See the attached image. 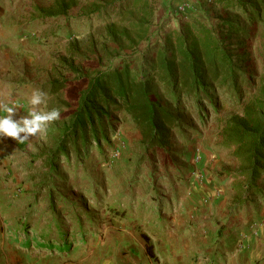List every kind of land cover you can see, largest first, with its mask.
Masks as SVG:
<instances>
[{
  "label": "rangeland",
  "instance_id": "1",
  "mask_svg": "<svg viewBox=\"0 0 264 264\" xmlns=\"http://www.w3.org/2000/svg\"><path fill=\"white\" fill-rule=\"evenodd\" d=\"M60 1L0 0V100L20 105L18 119L27 114L26 95L40 89L47 94L42 107L60 110L42 136L24 143L0 137V264H122L134 258L140 264H264V172L261 193L252 195L239 175L235 147L223 143L226 122L242 113L257 89L248 90L241 103L220 102L207 117L189 103L170 105L184 134L173 132L168 156L143 152L128 120L112 148L104 145L105 154L93 148L85 160L62 159L57 176L46 166L54 149L49 131L64 120L73 92L71 86L52 92L51 82L76 86L78 77L139 55L147 41H162L197 20L211 25L218 12L213 1L148 0L149 37L136 43L130 24L138 16L113 14L121 7L115 0H64L72 2L66 15L46 16ZM96 6L110 18L86 19ZM180 6L184 12H178ZM113 25L117 31L128 28L130 37L113 40L108 32ZM263 43L261 33L245 41L244 68L256 82L264 77ZM27 239L35 242L25 247ZM45 242L70 248L60 252L36 244Z\"/></svg>",
  "mask_w": 264,
  "mask_h": 264
},
{
  "label": "trees",
  "instance_id": "2",
  "mask_svg": "<svg viewBox=\"0 0 264 264\" xmlns=\"http://www.w3.org/2000/svg\"><path fill=\"white\" fill-rule=\"evenodd\" d=\"M211 1L218 10L215 23L197 20L185 29L168 33L161 42L147 41L139 55L122 57L121 66L97 71L92 77H78L74 80L78 87L70 83L73 81L51 82L52 92L66 86H71L73 92L64 120L49 131L54 138V149L46 159L49 174L57 176L61 160L70 163L71 155L82 161L93 148L105 154L104 145L112 148L113 138L120 135L119 128L128 120L139 133L143 152L161 151L168 156L173 148V132L184 134L182 120L170 105L179 109L189 103L199 116L207 117L211 111H218L220 102L241 103L248 90L257 89L242 113L226 122L223 143L235 147L233 156L240 162L239 175L245 179V190L252 195L261 193L258 182L264 172V77L256 82V75L244 64L249 57L245 41L258 33L264 37V0ZM115 2L121 7L113 14L138 16L130 24L137 37L132 42L147 40L153 17L148 0ZM71 5V1L62 0L45 10L46 16L66 15ZM85 16L110 18L97 6ZM114 27L108 29L113 40L130 37L128 28L117 31ZM262 53L264 56V48ZM71 72L79 75L77 69L71 68ZM49 197L54 201L51 191ZM33 241L27 239L23 244L28 247ZM36 244L60 252L70 248L66 242L56 246ZM146 250L154 257L149 241Z\"/></svg>",
  "mask_w": 264,
  "mask_h": 264
},
{
  "label": "clouds",
  "instance_id": "3",
  "mask_svg": "<svg viewBox=\"0 0 264 264\" xmlns=\"http://www.w3.org/2000/svg\"><path fill=\"white\" fill-rule=\"evenodd\" d=\"M28 111L26 115L18 119L17 109L20 105L12 101L0 100V137L10 138L17 143H24L33 137L46 134L48 127L60 118V110L57 108L45 109L42 105L47 103V94L34 89L26 95Z\"/></svg>",
  "mask_w": 264,
  "mask_h": 264
},
{
  "label": "crops",
  "instance_id": "4",
  "mask_svg": "<svg viewBox=\"0 0 264 264\" xmlns=\"http://www.w3.org/2000/svg\"><path fill=\"white\" fill-rule=\"evenodd\" d=\"M117 260H118V257H117ZM142 259H131L130 261L129 260H125V261H122L123 263L122 264H127V262H130V264H140L139 262L141 261Z\"/></svg>",
  "mask_w": 264,
  "mask_h": 264
},
{
  "label": "built area",
  "instance_id": "5",
  "mask_svg": "<svg viewBox=\"0 0 264 264\" xmlns=\"http://www.w3.org/2000/svg\"><path fill=\"white\" fill-rule=\"evenodd\" d=\"M178 12H184L185 11V7L184 6H180L178 7Z\"/></svg>",
  "mask_w": 264,
  "mask_h": 264
}]
</instances>
